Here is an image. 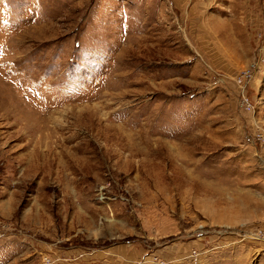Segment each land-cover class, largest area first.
Returning a JSON list of instances; mask_svg holds the SVG:
<instances>
[{"label": "rangeland", "instance_id": "rangeland-1", "mask_svg": "<svg viewBox=\"0 0 264 264\" xmlns=\"http://www.w3.org/2000/svg\"><path fill=\"white\" fill-rule=\"evenodd\" d=\"M212 1L0 0V264H264V0Z\"/></svg>", "mask_w": 264, "mask_h": 264}, {"label": "built area", "instance_id": "built-area-1", "mask_svg": "<svg viewBox=\"0 0 264 264\" xmlns=\"http://www.w3.org/2000/svg\"><path fill=\"white\" fill-rule=\"evenodd\" d=\"M203 2H205L206 4H209V6L211 5V6H213L214 4H213V1L212 0H202ZM210 6V7H211ZM258 236V235H257ZM260 239V238H259Z\"/></svg>", "mask_w": 264, "mask_h": 264}]
</instances>
